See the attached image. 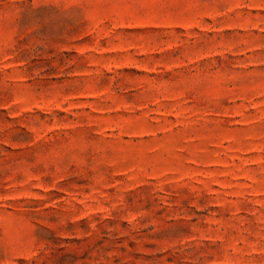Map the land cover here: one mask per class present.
<instances>
[{
	"label": "rangeland",
	"instance_id": "obj_1",
	"mask_svg": "<svg viewBox=\"0 0 264 264\" xmlns=\"http://www.w3.org/2000/svg\"><path fill=\"white\" fill-rule=\"evenodd\" d=\"M0 264H264V0H0Z\"/></svg>",
	"mask_w": 264,
	"mask_h": 264
}]
</instances>
